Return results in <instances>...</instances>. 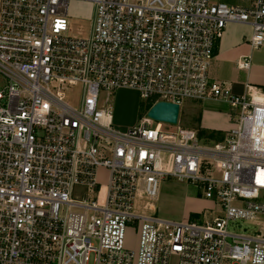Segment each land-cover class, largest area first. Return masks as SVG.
<instances>
[{"label": "built area", "instance_id": "1", "mask_svg": "<svg viewBox=\"0 0 264 264\" xmlns=\"http://www.w3.org/2000/svg\"><path fill=\"white\" fill-rule=\"evenodd\" d=\"M72 2L95 9L86 36L72 34ZM230 24L250 25L252 49L264 47V0H0V264H264V230L229 231L264 223V94L209 79ZM121 89L153 106L222 100L239 115L209 144L148 117L119 131ZM170 178L201 190L214 217L156 216Z\"/></svg>", "mask_w": 264, "mask_h": 264}, {"label": "rangeland", "instance_id": "2", "mask_svg": "<svg viewBox=\"0 0 264 264\" xmlns=\"http://www.w3.org/2000/svg\"><path fill=\"white\" fill-rule=\"evenodd\" d=\"M94 7L91 4L72 2L69 5V17L72 27V34L88 35L91 19L94 13ZM2 79H0V90H2ZM102 99H106L105 94ZM81 100V89L76 88L67 96V102L77 108ZM191 102L186 101L182 105V111L186 113L195 112V107H191ZM112 107L114 113V127L119 131H126L134 126H137L144 118L148 116L149 102L141 98L140 93L135 90L121 89L114 92L112 97ZM236 118L239 111L235 110ZM187 114V119H183L185 114L180 113L179 123L177 125L163 124V130L166 133H176L178 128H187L197 130L199 113L191 115ZM124 126H131L130 128ZM222 134V133H220ZM225 136V134H222ZM206 141V138L203 139ZM209 144V143H205ZM101 183L106 184L107 174L102 173ZM144 204V203H142ZM156 216L177 222L203 221V214L212 219L214 216L211 213L213 203L210 200L204 199L203 192L189 183H180L174 178H170L161 184L159 199L154 203ZM217 212V211H216ZM142 213V208L139 210ZM218 213V212H217ZM152 215L151 212H148ZM207 219V217H206ZM264 230V223L260 226L253 225L247 222L239 221L229 225L231 233L239 234H255ZM139 238L136 236L133 229H128L126 234V247L131 250H137ZM177 260L172 264H176Z\"/></svg>", "mask_w": 264, "mask_h": 264}, {"label": "crops", "instance_id": "3", "mask_svg": "<svg viewBox=\"0 0 264 264\" xmlns=\"http://www.w3.org/2000/svg\"><path fill=\"white\" fill-rule=\"evenodd\" d=\"M212 2L247 8L255 0H212ZM252 34L253 29L250 25L230 24L227 27L223 39L216 47L215 60L209 72L211 83H218L237 96H247L249 89L264 94V47L259 50L252 49L250 45ZM245 57L250 58V68L241 70L237 63ZM190 106L196 108L193 114L199 113L198 128L195 130L197 132L203 130L226 135L234 126L236 109L222 100L191 102ZM180 113L185 114L184 120L187 119V114H191L182 111V107Z\"/></svg>", "mask_w": 264, "mask_h": 264}, {"label": "water", "instance_id": "4", "mask_svg": "<svg viewBox=\"0 0 264 264\" xmlns=\"http://www.w3.org/2000/svg\"><path fill=\"white\" fill-rule=\"evenodd\" d=\"M181 107L178 104L159 102L148 112V118L157 123L177 125L179 123Z\"/></svg>", "mask_w": 264, "mask_h": 264}, {"label": "trees", "instance_id": "5", "mask_svg": "<svg viewBox=\"0 0 264 264\" xmlns=\"http://www.w3.org/2000/svg\"><path fill=\"white\" fill-rule=\"evenodd\" d=\"M153 103H149V110L152 108ZM200 139H205L206 141H214V142H221L224 140V135L217 133V132H209V131H199L198 132ZM208 143V142H206Z\"/></svg>", "mask_w": 264, "mask_h": 264}]
</instances>
